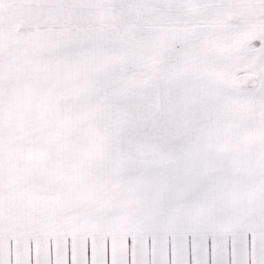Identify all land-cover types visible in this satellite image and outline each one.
<instances>
[{"label": "snow or ice", "instance_id": "obj_1", "mask_svg": "<svg viewBox=\"0 0 264 264\" xmlns=\"http://www.w3.org/2000/svg\"><path fill=\"white\" fill-rule=\"evenodd\" d=\"M125 177L264 264V0H0V188Z\"/></svg>", "mask_w": 264, "mask_h": 264}, {"label": "rangeland", "instance_id": "obj_2", "mask_svg": "<svg viewBox=\"0 0 264 264\" xmlns=\"http://www.w3.org/2000/svg\"><path fill=\"white\" fill-rule=\"evenodd\" d=\"M196 196L130 178L0 188V264H240Z\"/></svg>", "mask_w": 264, "mask_h": 264}]
</instances>
